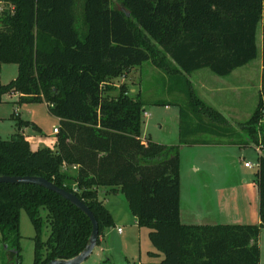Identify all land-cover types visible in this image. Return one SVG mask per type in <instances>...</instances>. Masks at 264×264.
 <instances>
[{
	"label": "trees",
	"instance_id": "16d2710c",
	"mask_svg": "<svg viewBox=\"0 0 264 264\" xmlns=\"http://www.w3.org/2000/svg\"><path fill=\"white\" fill-rule=\"evenodd\" d=\"M0 2V70L4 62L18 64L17 76L0 82V97L19 92L20 102L46 101L60 118L57 147L34 149L20 130L33 122L19 117L11 138L0 135V174L42 175L74 191L98 219V240L114 222L98 188L120 189L164 257L108 258L100 264H264L258 241L264 227V67L258 103L238 126L189 77L202 67L226 75L258 56L264 0H83L81 13L77 0ZM262 58L264 65V26ZM145 61L167 72L172 87L186 95L185 102L177 100L176 143L143 138L141 92L129 93L125 82L112 84ZM241 131L247 137L235 138ZM198 143L263 144L257 170L260 222L182 221L181 147ZM22 209L36 230L33 264L73 257L89 242L91 219L72 201L42 185L0 182L7 264L21 262Z\"/></svg>",
	"mask_w": 264,
	"mask_h": 264
},
{
	"label": "rangeland",
	"instance_id": "374dc122",
	"mask_svg": "<svg viewBox=\"0 0 264 264\" xmlns=\"http://www.w3.org/2000/svg\"><path fill=\"white\" fill-rule=\"evenodd\" d=\"M83 0H77L76 10L81 13ZM82 17H77L79 25ZM260 44V38L258 39ZM258 58L253 63H258ZM209 69V68H208ZM211 71V70H210ZM18 74L16 62L2 63L0 70V82L6 83L15 78ZM125 77L128 91L131 94L141 92L146 104L144 108L151 112V115L144 116L142 122V136L151 137L154 140L175 141L178 138V114L179 101L185 102L186 95L179 88L172 87V82L167 72L159 68L151 61L135 65L120 78ZM189 77L193 86L198 92L201 87L198 85L199 75L190 73ZM120 78H114L112 84L119 85ZM195 83H194V82ZM251 91L255 97V105L259 96L258 77L253 80ZM19 92L4 93L0 97V135L3 138H11L17 132L19 117L29 120L32 123L24 124L21 131L29 139L32 148L49 145L57 147V133L54 126L60 123L59 116L49 110L46 101H19ZM161 101V102H157ZM169 102L168 105L165 102ZM250 109V103L246 109ZM245 109V110H246ZM16 114V115H15ZM227 114V113H226ZM15 115V116H13ZM228 117H230L228 115ZM241 121H236L235 126ZM235 138H246L247 134L242 132L234 135ZM202 137L211 138L214 135L203 134ZM183 151V173H182V209L183 220H188L186 213H202L201 220L204 222L214 218L211 214L219 211L222 214L228 213L227 222H257L259 218V201L257 188V170L259 165L247 166L246 161L258 162V150L256 145L242 146L239 144L223 145V147L209 146H182ZM197 169H195V166ZM232 190L233 202L230 203V196L223 191ZM100 198L105 195L100 193ZM245 194L244 203L240 197ZM109 196V195H108ZM106 204L111 208L114 222L105 226L104 232L100 235L92 253L82 264H100L103 260L111 259L116 262H124L127 259L146 261H161V257L150 255L148 248H156L149 238L148 226H140L135 222V214L129 208L128 200L124 193L110 194ZM232 205H237L233 207ZM241 212V213H240ZM45 215V210H43ZM214 220V219H213ZM246 220V221H240ZM235 221V222H234ZM119 227L121 230L119 231ZM20 229L21 238V262L20 264H33L34 262V238L36 233L33 222L25 209L21 211ZM50 227L46 224L42 236L47 238ZM261 249L260 262L264 263V227L259 235ZM9 249L2 239L0 231V264L9 262Z\"/></svg>",
	"mask_w": 264,
	"mask_h": 264
},
{
	"label": "crops",
	"instance_id": "0c3cea01",
	"mask_svg": "<svg viewBox=\"0 0 264 264\" xmlns=\"http://www.w3.org/2000/svg\"><path fill=\"white\" fill-rule=\"evenodd\" d=\"M263 26H264V8H263V14L262 19L260 21V24L258 26V32H257V43L259 48L258 56L255 59H259L258 63H253L254 59L247 62L246 64H243L241 66L236 67L233 69L230 73L226 75H218L214 73L212 70L208 69V67H202L200 69H197L193 71L192 73H197L199 75L198 85L201 87L200 91L198 92L207 102L212 104L213 106L220 109L231 121L232 124H236V121H244L247 120L251 114L253 113L256 106L255 105V97L253 96V93L251 91V86L253 83V80L255 79V76L258 77V88H259V96H260V90H261V83H262V72H263V58H262V50H263ZM260 38V44L258 42V39ZM116 78H120L116 77ZM120 82L126 81L125 77L120 78ZM194 82V81H193ZM195 83V82H194ZM258 96V100H259ZM257 100V103H258ZM248 103H250V109H246L248 107ZM256 103V105H257ZM168 105V104H166ZM146 109V108H144ZM246 109V110H245ZM147 110V109H146ZM149 115H151V112L149 111ZM227 113V114H226ZM178 116V138L175 141H164L165 143H176L179 141V114ZM149 117V116H148ZM60 119V118H59ZM55 127V126H54ZM57 133V131H55ZM143 138H147L146 136H142ZM151 138V137H150ZM158 141H163L158 139ZM211 146V147H223V145H232L229 143H198L193 144L189 146ZM234 145V144H233ZM185 146V145H182ZM182 148V147H181ZM259 153V152H258ZM183 151L181 149V196H182V163H183ZM195 166V165H194ZM195 169H197V166H195ZM257 184V181H256ZM258 188V185H257ZM99 196L100 193H103L105 195V200H108V197L110 194L117 193L120 194L122 192L120 189H113L111 186H99ZM224 194H228L230 196V203H236L238 205V201L233 202L234 196L232 194L233 191L230 189L229 191H223ZM123 193V192H122ZM109 195V196H108ZM259 196V192H258ZM244 197L245 194H242L240 197V202L243 200L244 203ZM102 199V198H101ZM259 201V197H258ZM106 203V202H105ZM107 205V204H106ZM237 205H232L233 207H236ZM108 206V205H107ZM108 208L111 210V208L108 206ZM112 212V210H111ZM241 213V212H240ZM113 214V213H112ZM183 209H182V201H181V219L183 222L187 223H218V222H227L226 219L229 217L230 221L231 217L228 213L222 214L217 211V213L211 214L214 218H211L210 220H204V222H196L201 220L203 217L202 213H198L196 215V212L194 213H186V217L188 220H183ZM136 219L135 222L138 224V218L135 215ZM214 219V220H213ZM240 221H246V220H240ZM235 222V221H234ZM257 222H260V214L259 218L257 219ZM242 223V222H241ZM248 223V222H243ZM256 223V222H255ZM119 230V229H118ZM119 231H123L119 230ZM149 234V232H148ZM148 254L159 256L161 257V252L157 250V248H148L147 249ZM140 262H148L146 260H142V257L140 255L139 260Z\"/></svg>",
	"mask_w": 264,
	"mask_h": 264
},
{
	"label": "water",
	"instance_id": "95a60500",
	"mask_svg": "<svg viewBox=\"0 0 264 264\" xmlns=\"http://www.w3.org/2000/svg\"><path fill=\"white\" fill-rule=\"evenodd\" d=\"M0 182H12V183H34L42 185L48 189H51L65 198L72 201L79 208H81L91 219L92 222V232L89 237V242L85 248L79 252L77 255L69 258L56 257L49 260L46 264H82V262L92 253L94 250L99 237V222L92 211V209L86 204L74 191L66 189L65 187L59 186L52 180L46 178L42 175L37 174H25V175H10V174H0Z\"/></svg>",
	"mask_w": 264,
	"mask_h": 264
},
{
	"label": "built area",
	"instance_id": "2783aa9c",
	"mask_svg": "<svg viewBox=\"0 0 264 264\" xmlns=\"http://www.w3.org/2000/svg\"><path fill=\"white\" fill-rule=\"evenodd\" d=\"M2 9H3V4L0 2V11H1ZM143 114H144V116H148L150 113H149L148 110L144 109ZM54 130H55V131H58V126H55V127H54ZM262 147H263V144H262V143L256 145V148H257V150H258L259 153L262 152ZM245 164H246L247 166L259 165V161H258L257 163H255V162H251V161H246ZM74 167H75V165H74ZM119 230H121V227H119Z\"/></svg>",
	"mask_w": 264,
	"mask_h": 264
}]
</instances>
